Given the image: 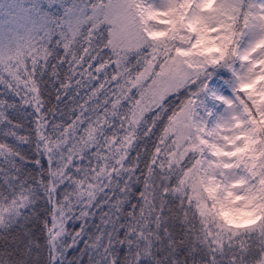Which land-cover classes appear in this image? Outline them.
<instances>
[{"label":"snow or ice","instance_id":"6c2138e0","mask_svg":"<svg viewBox=\"0 0 264 264\" xmlns=\"http://www.w3.org/2000/svg\"><path fill=\"white\" fill-rule=\"evenodd\" d=\"M0 264H264V0H0Z\"/></svg>","mask_w":264,"mask_h":264}]
</instances>
